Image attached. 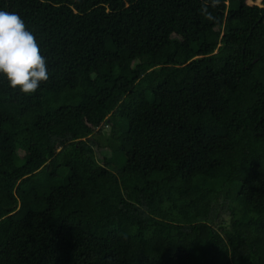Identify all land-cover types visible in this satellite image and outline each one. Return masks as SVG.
Listing matches in <instances>:
<instances>
[{
	"label": "trees",
	"instance_id": "16d2710c",
	"mask_svg": "<svg viewBox=\"0 0 264 264\" xmlns=\"http://www.w3.org/2000/svg\"><path fill=\"white\" fill-rule=\"evenodd\" d=\"M260 1L0 0L49 72L0 73V264H264Z\"/></svg>",
	"mask_w": 264,
	"mask_h": 264
},
{
	"label": "clouds",
	"instance_id": "9594fccd",
	"mask_svg": "<svg viewBox=\"0 0 264 264\" xmlns=\"http://www.w3.org/2000/svg\"><path fill=\"white\" fill-rule=\"evenodd\" d=\"M220 5L221 0H203L200 12L207 20L216 19L209 11ZM0 73L12 89L24 94L35 93L42 82L49 80L47 59L34 34L15 12L0 10Z\"/></svg>",
	"mask_w": 264,
	"mask_h": 264
},
{
	"label": "rangeland",
	"instance_id": "374dc122",
	"mask_svg": "<svg viewBox=\"0 0 264 264\" xmlns=\"http://www.w3.org/2000/svg\"><path fill=\"white\" fill-rule=\"evenodd\" d=\"M245 3L248 6L262 7L260 0H254V1L253 0H245ZM225 4L227 5L228 2L226 1ZM119 126H120V124H119ZM120 128H121V126H120ZM119 131H120V129L118 127V130H117L116 133H118ZM102 133H103L104 140L105 139L109 140V138H110V136L112 134V127L111 126L110 127H104ZM115 157L117 158V160H115L116 159L115 158L113 161H111L110 164H109V167H108V169L110 171H112L113 173L117 172L119 167L124 164V159L120 158V160H119V156H115ZM58 174H59V179L54 183L55 187L56 186H61L63 184V178L66 177L68 173H67V171L65 169L62 168V169L59 170Z\"/></svg>",
	"mask_w": 264,
	"mask_h": 264
}]
</instances>
